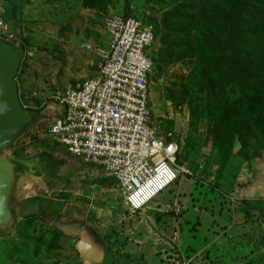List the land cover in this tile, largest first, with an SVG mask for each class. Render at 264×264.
<instances>
[{
    "label": "rangeland",
    "instance_id": "374dc122",
    "mask_svg": "<svg viewBox=\"0 0 264 264\" xmlns=\"http://www.w3.org/2000/svg\"><path fill=\"white\" fill-rule=\"evenodd\" d=\"M206 1L0 0V40L18 48L20 101L37 114L10 150L52 155L32 178L21 168L13 183L0 264H264V107L251 120L249 74L228 48L206 56L195 44L173 50V37L164 40L163 27L177 26L164 22L167 13L193 6L204 20ZM116 13L156 28L153 121L161 134L171 122L177 163L192 173L136 212L109 175L93 166L82 174L84 165L49 134L53 94L94 72L85 45L109 40L104 22ZM207 19L206 36L226 39L219 20ZM224 146L231 149L225 161Z\"/></svg>",
    "mask_w": 264,
    "mask_h": 264
},
{
    "label": "built area",
    "instance_id": "2783aa9c",
    "mask_svg": "<svg viewBox=\"0 0 264 264\" xmlns=\"http://www.w3.org/2000/svg\"><path fill=\"white\" fill-rule=\"evenodd\" d=\"M104 29L107 48L85 45L95 56L96 73L53 94L57 114L49 134L73 158L113 176L126 206L136 212L192 173L177 163L178 141L165 140L153 121L154 26L116 13Z\"/></svg>",
    "mask_w": 264,
    "mask_h": 264
},
{
    "label": "trees",
    "instance_id": "16d2710c",
    "mask_svg": "<svg viewBox=\"0 0 264 264\" xmlns=\"http://www.w3.org/2000/svg\"><path fill=\"white\" fill-rule=\"evenodd\" d=\"M206 3L210 8H206L205 19L219 20L220 26L222 25L224 29L221 31H226L224 34L226 39L222 40V36L214 34L207 37L209 32H206L203 26L205 22V19L202 20L203 11L197 15L195 7L190 6L182 7V9L179 7L173 13L165 15L164 22L170 18L177 23V26L176 28L163 27L164 40L173 37L176 41L172 46L173 50H177L184 43L191 45L188 47L189 51L190 49L194 50L195 44V49L205 51L204 55L215 54V52H221V49L226 50L228 48L233 53V57L235 56V61L239 63L241 69L244 68V71L249 74L251 120H253L254 114L264 107V0H207ZM234 3L236 6L232 8ZM227 5L230 6V11L226 10ZM222 17L226 21L221 22ZM154 30L156 42L155 27ZM212 33L214 32L210 31V34ZM12 46L19 53L18 48ZM162 53V57H164L166 54L163 51ZM171 133L172 124L170 122L163 138L170 140ZM222 153L225 155L224 161L227 160L231 153L230 147L224 146Z\"/></svg>",
    "mask_w": 264,
    "mask_h": 264
},
{
    "label": "water",
    "instance_id": "95a60500",
    "mask_svg": "<svg viewBox=\"0 0 264 264\" xmlns=\"http://www.w3.org/2000/svg\"><path fill=\"white\" fill-rule=\"evenodd\" d=\"M20 61L15 48L0 40V226L11 220L10 194L21 168L32 178L42 170L41 166L52 161L51 154L24 158L21 153L10 150L22 131L37 118L36 112L25 109L20 101L15 82Z\"/></svg>",
    "mask_w": 264,
    "mask_h": 264
},
{
    "label": "crops",
    "instance_id": "0c3cea01",
    "mask_svg": "<svg viewBox=\"0 0 264 264\" xmlns=\"http://www.w3.org/2000/svg\"><path fill=\"white\" fill-rule=\"evenodd\" d=\"M104 34L105 35H107V33H106V31H105V29H104ZM106 38L108 39V35L106 36ZM108 42H109V40H106V42H104V43H98V44H94V45H98V46H100V47H103V48H107V46H108ZM91 44V43H90ZM91 53V52H90ZM92 54V53H91ZM93 55V54H92ZM94 63H95V68H94V72L90 75V76H92V75H94L95 73H96V59H95V56H94ZM90 76H86V78L87 77H90ZM83 80V79H82ZM78 81H80V80H78ZM77 81V82H78ZM56 117V116H55ZM61 146V145H60ZM62 148H63V150H65L66 151V149L62 146ZM67 152V151H66ZM67 154H68V152H67ZM68 156L70 157V160H72L73 162H75V164H76V166H78L79 164H83L84 165V167H82V169H83V172H81L82 174L84 173V171H86V173H88L90 170H91V166H93V168H99V169H101V172L100 173H105L104 172V170L102 169V168H100V167H98V166H96V165H92V164H85V163H83V162H81L80 160H77V159H75V158H73L72 156H70L69 154H68ZM86 166H89V167H86ZM107 173H105V175H106ZM107 175H109V174H107ZM106 175V176H107ZM80 176H78V178H79ZM109 177H111V179H112V181L114 182V184H115V187H116V181H115V179H114V177L113 176H111V175H109ZM61 178H62V176H61ZM31 187V186H30ZM27 189H29V188H27ZM237 191H239V195L241 196V197H251V190H248V191H243V192H241V190L240 189H237ZM242 193V194H241ZM161 194V193H160ZM159 195V194H158ZM157 195V196H158ZM156 196V197H157ZM153 200V199H152ZM151 202V201H150ZM145 206V205H144ZM143 206V207H144ZM140 238L143 240V241H150L149 239H151V236H148V235H144V234H142V236H140ZM143 247V246H142Z\"/></svg>",
    "mask_w": 264,
    "mask_h": 264
}]
</instances>
